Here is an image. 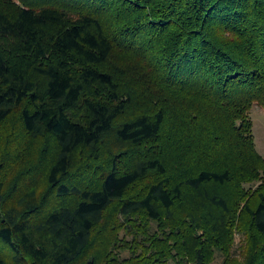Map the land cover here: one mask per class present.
<instances>
[{
    "label": "trees",
    "instance_id": "1",
    "mask_svg": "<svg viewBox=\"0 0 264 264\" xmlns=\"http://www.w3.org/2000/svg\"><path fill=\"white\" fill-rule=\"evenodd\" d=\"M12 3L0 0V129L12 118L56 152L29 185L6 194L0 177V264H212L234 233L247 254L231 264H264L249 120L264 110V0ZM109 145L95 184L69 181L78 151ZM39 179L71 203L42 211Z\"/></svg>",
    "mask_w": 264,
    "mask_h": 264
},
{
    "label": "rangeland",
    "instance_id": "2",
    "mask_svg": "<svg viewBox=\"0 0 264 264\" xmlns=\"http://www.w3.org/2000/svg\"><path fill=\"white\" fill-rule=\"evenodd\" d=\"M13 1L14 0H7V3L10 4V12L15 8L12 3ZM16 4L18 3L16 2ZM0 9H3V7L0 6ZM2 41L6 43L7 47L11 45L8 39H3ZM249 120L252 124V134L256 149L264 159V110L261 107L254 105L249 112ZM111 149L113 148L109 145L97 146V148L95 147V149L86 152L87 154L78 151L76 160L73 162V167L68 177H71L72 179L69 181H75V184L85 186L87 184L90 186L95 184L99 172L94 171V169L99 166L104 168L110 167L111 159L113 158V152ZM143 150L144 149L137 151L145 152V150ZM149 150L153 153L157 152V148ZM55 152L56 147L53 139H49L48 137L31 139L29 135H26L23 132L18 122L16 124L14 119L9 118L7 124L0 129V177L3 176L8 185V189L5 193H8L10 186H13L18 182H20L19 187L32 183V179L28 180L26 177L32 175V173L38 169H34L35 164L45 156L46 157L43 161L50 160ZM128 152L129 151L122 156L116 157L118 160V166H120L121 169H127L133 161V157L131 158L132 155ZM166 158H168V156ZM35 173L37 174L38 172ZM35 182L37 185L36 187H38L39 192L42 195L41 197H43L42 211L49 208V206L53 207L63 203H71V201H64L63 199L58 200L53 192L47 191V188L43 185L42 179H39V182L38 180ZM143 185L144 181L138 184L133 191L137 192ZM9 198L12 200V196ZM108 218L114 221V217L110 211L108 212ZM246 245L247 236L244 234L242 237L237 233H234L233 243L232 246H230L227 255L224 257L218 252H213L210 254V260L212 261V264H224L226 258H228L229 264H231L232 260L242 262L247 254ZM0 256L4 258L10 256V251L1 242ZM236 263L237 262L233 264Z\"/></svg>",
    "mask_w": 264,
    "mask_h": 264
}]
</instances>
